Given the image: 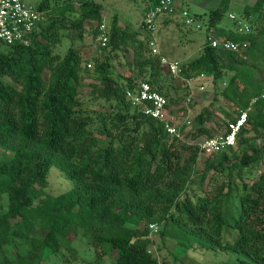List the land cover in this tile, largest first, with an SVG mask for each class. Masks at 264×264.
I'll return each instance as SVG.
<instances>
[{
    "label": "trees",
    "instance_id": "obj_1",
    "mask_svg": "<svg viewBox=\"0 0 264 264\" xmlns=\"http://www.w3.org/2000/svg\"><path fill=\"white\" fill-rule=\"evenodd\" d=\"M231 2L217 0L207 14L201 54L182 63L187 78L207 74L216 82L230 72L225 88L215 97L220 94L237 106L238 115L224 112L229 119L223 132L241 111H248L236 146L209 154L214 160L206 162L200 186L192 179L199 156L208 153L195 141L218 135L207 126L213 117L210 109L194 118L190 131L184 133L182 127L184 138L180 139L170 136L162 123L145 116L127 98V92L141 82L167 98L173 87L174 80L167 74L168 82L159 57L151 52L148 32L145 38L139 37L121 27L115 17L110 30L106 29L107 44L102 46V4L39 0L34 6L46 18L30 46L0 40V149L4 155H0V196H7L0 205V264H63L62 249L77 256L73 239L79 230L96 252L93 260L83 264H96L112 254V264H170L150 249L157 244L156 225L164 226L158 235L161 244L170 227L196 240L204 250L232 251L249 257H239L241 264H264V146L256 147L249 138L250 133L264 138V79L255 65L264 57V0L246 6L233 21L242 28L245 18L249 31L217 28ZM155 4L156 0H149L147 11ZM67 15H77L70 25ZM191 16L195 27L202 28V14ZM71 28L76 36L63 54L54 53V46L68 35L62 31ZM90 35L100 54L89 55L76 44H84ZM210 35L247 46L242 53L221 52L206 42ZM121 60L126 62L125 73L117 70L116 62ZM90 68L97 81L86 75ZM86 87L91 89L88 96ZM91 99L102 104L101 111ZM168 100L170 106L174 100ZM188 109L185 104L170 113L179 117ZM232 159L236 161L228 164ZM54 166L70 181L63 193L46 191ZM255 167L257 174L245 180V170ZM211 170L218 175L228 172L227 177L205 187ZM233 196L238 203H233ZM233 205L237 213L227 219L225 214L235 209Z\"/></svg>",
    "mask_w": 264,
    "mask_h": 264
},
{
    "label": "rangeland",
    "instance_id": "obj_2",
    "mask_svg": "<svg viewBox=\"0 0 264 264\" xmlns=\"http://www.w3.org/2000/svg\"><path fill=\"white\" fill-rule=\"evenodd\" d=\"M31 5H36L39 0H26ZM55 1L58 3H65V0H52V4H55ZM257 0H232L230 9L223 21L220 22L217 28H225V29H237L234 24V20L237 19L240 13L245 9L246 6H253ZM96 2L102 4L103 6V24L106 26L107 30H110L111 24L115 17L118 18L119 25L121 27L127 28L130 32L139 35V37L145 38L148 33L143 28L142 23L144 19V15L147 11V7L149 4V0H96ZM180 6L178 12L173 16V19L167 21L165 23H159L157 32L155 33L156 39L159 44L162 45L163 52L172 57L176 56L179 58L182 63H186L188 61L193 60L198 57L202 50L205 42V36L207 32L206 20L208 19L207 14L210 10L216 7L217 0H180ZM57 4V3H56ZM77 6V5H76ZM182 8L187 10L190 15L195 13H200L203 16L202 28H198L195 25H188L185 23V17L182 14ZM229 14V15H228ZM230 15H233L231 17ZM243 15V14H241ZM77 15H67L68 24L70 25L76 20ZM243 24H241L242 28L245 31H249V24H247V20L245 18L241 19ZM92 25H87V27H91ZM240 26V25H239ZM64 34L67 36L64 37L62 43H58L54 46V53L63 54L65 49L69 46L72 41V38L76 36V31L72 28L69 30H63ZM90 32V31H89ZM217 32V31H216ZM77 45L81 47V49L89 55H97L100 54V50L98 49V44L92 38V36H87L85 43L76 42ZM160 45V46H161ZM264 52V50H263ZM264 55V53H263ZM186 56H189L186 59ZM129 59H132V53L129 54ZM250 64L253 62L247 57H243ZM118 65V72L125 73L127 71V67L125 65V60H121L120 62H116ZM257 67L258 75L264 79V57L261 61L255 63ZM89 79L93 81H97L96 75L93 73V69L90 68V71L86 73ZM167 75V73H166ZM230 72H225V75L222 76L221 79L216 82L213 81L212 75L203 74L198 76L195 80L194 84H201L205 86L204 91L198 92L196 89L194 98L192 103L189 105L188 113L189 119L192 121L194 118L205 108H209L213 113L212 119L207 123L208 128L212 129L215 133H222L225 130V123L228 121L229 117L226 113L230 114V116L236 117L238 115V108L235 105L228 104L224 98L219 94L215 97V94H218L221 90L225 88L226 83L229 81ZM168 82L170 77L167 75ZM173 87L170 88V93L168 95V99L174 100L171 105V110H176L181 106L185 105L188 91L187 88L182 86L179 82H173ZM90 87H86L85 91L88 96L90 92ZM91 104L96 106L97 111L102 110V104L97 100L91 99ZM187 112L185 111L183 115L179 116L181 120H184L187 117ZM226 112V113H224ZM195 124L193 123L192 127L184 125L185 130L184 133L190 131L194 128ZM253 133H250L249 138L250 142L254 144L256 147L264 146V138L263 137H254ZM201 139V138H200ZM197 139L196 141H198ZM195 141V142H196ZM238 147V146H237ZM2 153V149H0V155L4 157ZM241 155V153H239ZM209 160H214V157L209 154H201L199 156V160L196 166L195 174L193 176V181L195 182V186H200L202 184V178L204 177V171L206 168V162ZM236 159L230 160L228 164L235 162ZM259 168H249L244 172V179L248 180L249 178H253L254 175L257 174ZM228 173V172H227ZM227 173L223 175H218L211 170L207 173L205 181L203 185L206 187L212 184L221 183L227 177ZM50 183L46 188V191L51 194H59L67 191L70 187V181L66 176L65 172L61 171L57 167H52L50 170ZM211 184V185H212ZM237 187L240 186V179L236 181ZM4 197L7 198L6 195ZM1 198L0 196V205L2 203L5 204V198ZM233 203H238L237 196H233ZM235 207V205H233ZM237 213V207L233 209V211L227 212L225 217L228 219L230 214ZM153 239L156 241V245L151 246V251L156 257H166L170 264H241L239 261V257H246L244 254H236L235 252H226L220 250H204L196 240L191 241L188 235H185L183 232L177 230H171L169 227L166 231L170 232L166 238L164 243L161 244V240L158 237L160 232L164 230V226L156 225L154 228ZM82 230H79V235L73 239L74 248L77 250V256L74 257L71 255L69 251L64 249L61 250V256L63 264H83L88 262L89 260H93L96 256V252L94 247L87 242V239L81 236ZM155 244V243H154ZM160 246V248H159ZM114 259V254L109 257L101 258V260L96 264H112ZM47 264H59L53 263V261H49ZM62 264V263H61Z\"/></svg>",
    "mask_w": 264,
    "mask_h": 264
},
{
    "label": "built area",
    "instance_id": "obj_3",
    "mask_svg": "<svg viewBox=\"0 0 264 264\" xmlns=\"http://www.w3.org/2000/svg\"><path fill=\"white\" fill-rule=\"evenodd\" d=\"M179 2L180 0H156V4L148 9L142 24L144 29L150 34L149 47L152 54L159 57L161 65L175 82L181 83L182 86L188 89L189 94L185 104L189 107V104L193 101L196 89L198 92H202L205 86L202 83L199 85L194 84L198 77H185L182 61L165 56L161 52L160 44L155 36L158 29V20L161 17L174 15ZM182 14L185 17L186 24H195L194 18L187 10H184ZM230 16L233 17V15ZM45 18L46 14L44 11H39L26 0H0V40L8 45L30 46L35 30ZM100 29L103 31L102 46H106L108 41L106 26L102 24ZM206 42L209 46L221 52L242 53L247 46L246 43L239 44L231 40L219 39L212 35L206 38ZM88 67H91V64H88ZM127 98L145 116L162 123L172 137L183 139L182 127L184 125L189 127L192 125L188 112L184 120L176 117L175 114H171L168 98L162 93L153 90L150 84L146 82H141L136 88L129 90ZM247 118L248 111H241L236 120L229 122L227 131L218 134L216 137H203L195 143L201 151L208 154L234 147L237 143V136L246 124Z\"/></svg>",
    "mask_w": 264,
    "mask_h": 264
},
{
    "label": "crops",
    "instance_id": "obj_4",
    "mask_svg": "<svg viewBox=\"0 0 264 264\" xmlns=\"http://www.w3.org/2000/svg\"><path fill=\"white\" fill-rule=\"evenodd\" d=\"M177 12H178V6H177ZM183 10V9H182ZM176 12V13H177ZM175 17V16H174ZM173 16H166V17H161L159 20H158V25H159V23H165V22H167V21H170V19H173L174 18ZM160 45H161V43H160ZM160 48H161V52L165 55V56H167V57H169V58H172V59H178V60H180L179 58H177L176 56H172V57H170V56H168V55H166L164 52H163V50H162V45L160 46ZM189 58V56H186V59H188ZM181 61V60H180Z\"/></svg>",
    "mask_w": 264,
    "mask_h": 264
}]
</instances>
